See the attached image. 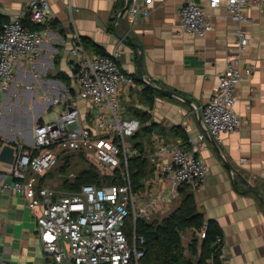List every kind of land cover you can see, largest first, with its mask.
Listing matches in <instances>:
<instances>
[{
  "label": "crops",
  "instance_id": "crops-1",
  "mask_svg": "<svg viewBox=\"0 0 264 264\" xmlns=\"http://www.w3.org/2000/svg\"><path fill=\"white\" fill-rule=\"evenodd\" d=\"M29 1L0 0V20L14 19ZM195 1L206 8L214 25L205 36L182 33L180 10L186 0H155L150 13L134 26L127 15V0H50L52 18L46 25L49 36L37 60L18 66L8 90L0 86V131L5 142L29 144L38 122L56 120L72 104L86 111L88 102L77 93L76 60L71 52L72 34L78 31L91 43L87 47L91 54H101L92 46L97 44L108 55L116 56L140 90L144 84H158L192 99L198 106L193 109L161 93L153 106L140 94L134 98L127 91L122 96L127 117H136L133 109L139 108L148 111L152 122L158 124L151 143L143 139L144 152L137 148L140 155L149 159L150 173L144 180L145 187L152 191L161 188L147 186L153 174L158 141L167 146L178 144L184 150H191L197 142L201 144L198 154L210 166L204 186L197 189L181 186L175 199L155 212H165L178 198L182 203L185 194H192L204 219L214 220L223 230L219 264H264V202L224 161L230 162L264 196V8L249 9L248 20L240 23L223 7L212 9L207 6L208 0ZM238 28L249 36L242 67L253 64L256 69L237 86L235 110L242 117L241 128L223 134V142L218 144L208 138L197 112L218 86L219 76L233 54ZM138 45L143 49L141 70ZM55 98L61 102L53 104ZM133 100L136 103L132 104ZM174 125L180 126L179 133L172 131ZM202 133L206 139L199 143ZM132 141L134 145L138 142L134 137ZM2 163L0 172L11 179ZM3 178L6 177L0 180ZM29 263L54 264V261L43 248L35 211L22 196L9 190L0 191V264Z\"/></svg>",
  "mask_w": 264,
  "mask_h": 264
},
{
  "label": "built area",
  "instance_id": "built-area-1",
  "mask_svg": "<svg viewBox=\"0 0 264 264\" xmlns=\"http://www.w3.org/2000/svg\"><path fill=\"white\" fill-rule=\"evenodd\" d=\"M154 1L127 0L132 26L150 13ZM207 6L223 7L241 23L248 20L249 9L264 8V0H208ZM51 18L50 0H30L18 16L1 24L0 86L4 91L10 88L22 62L37 60L49 36L46 25ZM180 29L185 34L205 36L214 25L202 4L186 0L180 10ZM235 33L233 54L219 76L215 92L200 110L207 130L218 144L223 142V134L241 128L243 120L235 110L237 86L256 69L253 64L242 67L249 36L242 28ZM72 40L77 93L87 100V109L83 111L72 104L56 120L38 122L29 144L5 142L0 131V155L7 143L14 148L13 162L2 163L0 159L11 178L0 172V177H6L0 180V191L22 196L35 211L40 240L54 264H143L146 237L137 232V220L149 219L161 205L174 200L181 186H204L210 166L198 154L201 144L197 142L191 150H184L178 144L167 146L158 141L147 186H161L160 191L145 185L136 190L129 161L140 155L132 139L142 124L139 118L126 116L121 99L127 91L136 98L138 84L121 68L116 56L91 54L78 31L72 34ZM60 102V98L53 100V104ZM205 139L202 133L198 141ZM71 155L85 160L101 177H113L116 171L120 172L121 181L83 183L70 190L52 187L51 179L44 180L45 176L59 170L65 157ZM59 174L69 178L67 173ZM197 234L200 240L205 238L206 227ZM216 243H223L222 236L217 237ZM204 264H218V260L213 254Z\"/></svg>",
  "mask_w": 264,
  "mask_h": 264
},
{
  "label": "trees",
  "instance_id": "trees-1",
  "mask_svg": "<svg viewBox=\"0 0 264 264\" xmlns=\"http://www.w3.org/2000/svg\"><path fill=\"white\" fill-rule=\"evenodd\" d=\"M3 22L4 21L0 20V25ZM83 41L86 48L91 44L87 39L83 38ZM92 46L95 47L99 53L108 55L107 52L97 44H92ZM139 94L144 97L145 102L149 106H153L155 98L161 95L149 84H144ZM133 113L140 119L142 124L141 128L134 136V138L138 140L135 146L138 149L140 148L141 152H144V140L146 139L149 144L151 143L152 132L158 124L154 123V121L152 122L151 115L146 110L135 108L133 109ZM172 131L179 133L180 126L174 125ZM184 139H187L186 136H184ZM70 157L71 156H66L65 162L59 166V170L55 169L49 176L46 175L44 180L56 178L59 172L66 173ZM129 166L134 188L136 190L142 189L144 180L150 173L148 157H145V155L141 153V155L130 159ZM103 176L104 177H101L94 167H88L73 179L66 178L59 187L70 190L78 189L83 183H96L97 185H101L102 182L114 184L121 181L120 172L117 171L113 177L107 174ZM130 222L133 223L132 218ZM136 226L137 232L146 237V244L144 246L145 256L142 258L143 264H204L206 259L213 254L216 256L218 264L220 263L219 259L222 250L220 246H223V244H217L216 239L218 236H222L223 238V230L214 220L207 221L204 219V216L197 208L192 194H185L181 205L172 214L163 218L162 221L149 222L146 219H139L137 220ZM204 226L207 232L206 237L202 240L199 238H193L191 240L189 243L191 256L187 257L182 240L183 232L192 227L200 230ZM198 240L200 241V246H198ZM192 256H197V259L193 260Z\"/></svg>",
  "mask_w": 264,
  "mask_h": 264
},
{
  "label": "rangeland",
  "instance_id": "rangeland-1",
  "mask_svg": "<svg viewBox=\"0 0 264 264\" xmlns=\"http://www.w3.org/2000/svg\"><path fill=\"white\" fill-rule=\"evenodd\" d=\"M134 103H136L135 100H133L132 104H134ZM128 139H130V138L128 137ZM144 146H145V144H144ZM145 151L147 152V150H145ZM68 164L69 165H68L66 173H67V176H69L70 179H73L76 175L80 174L83 170L88 168V166L86 165L87 162L85 160L81 159L80 157L76 156V155H71V157L68 160ZM66 178L67 177H63L60 174H57L56 178L51 179L50 185L52 187H57V186L59 187ZM47 180H50V179H47ZM180 203H181V199L178 198V200L176 202H174L173 204H171L170 208L167 209L165 212L152 213L150 218L147 219V220L149 222H152V221H159L160 222V221H162V218H165L166 216L172 214L180 206ZM130 226H131V224H129V227ZM197 231L196 230L194 231V229L189 228V229H187V230H185L183 232L182 240H183L184 247L186 249L185 250V254H186L187 257L191 256V253H190V250H189V243L191 242V240L193 238H198ZM198 246H200V241L199 240H198ZM192 258H193V260H196L197 256L196 257L192 256Z\"/></svg>",
  "mask_w": 264,
  "mask_h": 264
},
{
  "label": "water",
  "instance_id": "water-1",
  "mask_svg": "<svg viewBox=\"0 0 264 264\" xmlns=\"http://www.w3.org/2000/svg\"><path fill=\"white\" fill-rule=\"evenodd\" d=\"M138 47L141 49V55H140V60H139V69L141 70V61H142V56H143V49L141 48V46L138 45ZM141 75L142 72H141ZM144 81V79H143ZM157 92L169 96L171 98H176L178 100H181L183 103H185L186 105L192 107L193 109H197V105H194V101L178 92H175L173 90H170L168 88H164L158 84H154L151 85ZM200 110V109H199ZM199 113L198 115L200 116L201 120H202V124L203 126L206 128L205 123L203 121L201 112H197ZM205 133L207 134L208 138H211L212 140H214V138L210 135L209 131L207 130V128L205 129ZM215 141V140H214ZM213 145L215 146L216 150L219 152L218 146L215 145V143H213ZM0 159L4 160L6 162H13L14 159V148L10 143H7L4 148L3 151L0 155ZM225 163L227 164V166L234 172V174L239 178V180H241V182H243L252 192H254L255 194H257L261 200L264 202V196L261 194V192L248 180V178H246L245 176H243L230 162H228L227 160H224Z\"/></svg>",
  "mask_w": 264,
  "mask_h": 264
}]
</instances>
